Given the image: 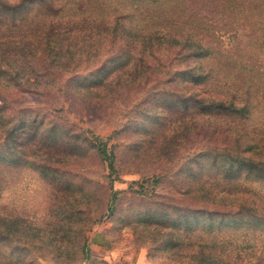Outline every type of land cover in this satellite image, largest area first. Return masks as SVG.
I'll list each match as a JSON object with an SVG mask.
<instances>
[{
    "label": "rangeland",
    "instance_id": "rangeland-1",
    "mask_svg": "<svg viewBox=\"0 0 264 264\" xmlns=\"http://www.w3.org/2000/svg\"><path fill=\"white\" fill-rule=\"evenodd\" d=\"M0 43V264H264V0H0Z\"/></svg>",
    "mask_w": 264,
    "mask_h": 264
},
{
    "label": "trees",
    "instance_id": "trees-1",
    "mask_svg": "<svg viewBox=\"0 0 264 264\" xmlns=\"http://www.w3.org/2000/svg\"><path fill=\"white\" fill-rule=\"evenodd\" d=\"M44 3H46L47 4V2H44ZM4 46V43H0V47H3ZM15 47L17 48V46L15 45ZM205 47V46H204ZM200 49H203L202 48V46L200 47ZM10 50H13L12 52H9L8 51V53H15V54H17V55H19V56H22L23 58H24V60H28V57H27V53H26V51H17V49H15V48H12V49H10ZM212 79V78H211ZM195 96H197V94H195ZM236 95H233L232 96V98L233 97H235ZM201 98H203V97H199V99H197L198 101H201L200 99ZM225 101H223V100H219V99H217V101H216V103H218V107L220 108V107H222L223 105H225L226 103H224ZM246 160H248V161H251V159H247V158H245ZM243 162H248V161H245V160H242ZM249 163V162H248ZM82 251H83V254H84V258H87V250L85 249V243H84V245H83V247H82Z\"/></svg>",
    "mask_w": 264,
    "mask_h": 264
}]
</instances>
